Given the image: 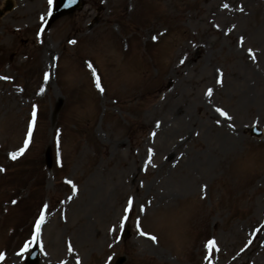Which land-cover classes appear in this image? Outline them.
<instances>
[{
  "label": "rangeland",
  "instance_id": "obj_1",
  "mask_svg": "<svg viewBox=\"0 0 264 264\" xmlns=\"http://www.w3.org/2000/svg\"><path fill=\"white\" fill-rule=\"evenodd\" d=\"M13 3L0 18V264H25L35 244L40 264H264V0H83L49 29L48 0ZM129 199L145 211L124 239Z\"/></svg>",
  "mask_w": 264,
  "mask_h": 264
},
{
  "label": "snow or ice",
  "instance_id": "obj_2",
  "mask_svg": "<svg viewBox=\"0 0 264 264\" xmlns=\"http://www.w3.org/2000/svg\"><path fill=\"white\" fill-rule=\"evenodd\" d=\"M74 2H75V0H69V5L71 3H74ZM48 3H49V5H52L53 4V0H48ZM69 5H66V6H69ZM225 7H227V5H225ZM241 11H243L242 8H241ZM41 19L43 20L44 17H41ZM39 32L40 33H43L44 32V29L41 28L39 30ZM153 39H156V37H153ZM41 42H43V41H41ZM69 43L76 44L77 41L71 40V41H69ZM56 59L59 60L58 57ZM181 63H183V61H181ZM87 67L91 70V75H92V77L94 79L95 86L98 88V90H99L100 93H104L105 88L102 86L101 77H100V75L97 74L95 67L93 66L92 63H88L87 64ZM221 77H222V73H221ZM49 78H50V74H46L45 79H49ZM0 79H8V78L7 77H0ZM207 94L210 96L212 94V90H209ZM217 111L220 113V115L225 116L226 118H230V117H228V114L226 112H224L223 110L217 109ZM33 117H35V113H33ZM156 126L159 127V124H157ZM34 127H35V119L32 120V123L29 126V129L27 131V138L24 141V146L22 148H20L18 151L10 153V159L16 160L19 156H22L25 153V151L29 148V146H30V144L32 142L33 128ZM153 135H155V133H153ZM56 142H57V144H59V139H57ZM4 171H6V170L4 168L0 167V172H4ZM69 183H71V182H69ZM205 190H206V186H205ZM13 203H16V201H13ZM137 207L139 208V211L140 212H144L145 211V209H144L143 206H134L133 205V200H131V199L128 200L127 206H126V208L124 210L125 215H123L122 220H121V222L119 224V228L120 229H126V224L129 221V219L135 214V212L137 210ZM47 208H48L47 205H44L43 206V209L44 210L40 212L38 220L34 222L36 235L33 237V240L36 243H39L40 242L39 238H40V235H41V226L45 222V212L47 211ZM136 228L139 231V234L141 236L146 235L140 229V222H139V220L136 221ZM111 231L117 232L118 230H117V228H113V229H111ZM149 238L152 239L154 242L157 241V237H155V236H151ZM29 243H31V242H29ZM23 248H24V251H27L28 248H29V244H25L23 246ZM19 254L20 255H23V252H21ZM3 259H4V254L3 253H0V261H2Z\"/></svg>",
  "mask_w": 264,
  "mask_h": 264
},
{
  "label": "water",
  "instance_id": "obj_3",
  "mask_svg": "<svg viewBox=\"0 0 264 264\" xmlns=\"http://www.w3.org/2000/svg\"><path fill=\"white\" fill-rule=\"evenodd\" d=\"M29 262H30L29 264H35L33 260H30Z\"/></svg>",
  "mask_w": 264,
  "mask_h": 264
},
{
  "label": "bare ground",
  "instance_id": "obj_4",
  "mask_svg": "<svg viewBox=\"0 0 264 264\" xmlns=\"http://www.w3.org/2000/svg\"><path fill=\"white\" fill-rule=\"evenodd\" d=\"M202 52V51H201Z\"/></svg>",
  "mask_w": 264,
  "mask_h": 264
}]
</instances>
